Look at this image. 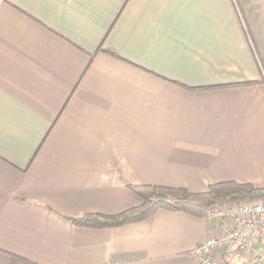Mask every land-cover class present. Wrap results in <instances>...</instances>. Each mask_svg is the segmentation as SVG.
Listing matches in <instances>:
<instances>
[{"label": "crops", "instance_id": "obj_1", "mask_svg": "<svg viewBox=\"0 0 264 264\" xmlns=\"http://www.w3.org/2000/svg\"><path fill=\"white\" fill-rule=\"evenodd\" d=\"M224 182L264 188V0H0V264H199L227 217L68 219Z\"/></svg>", "mask_w": 264, "mask_h": 264}, {"label": "trees", "instance_id": "obj_2", "mask_svg": "<svg viewBox=\"0 0 264 264\" xmlns=\"http://www.w3.org/2000/svg\"><path fill=\"white\" fill-rule=\"evenodd\" d=\"M130 190L142 204L116 216L86 215L68 219L72 225L91 229L115 228L145 220L158 210L184 212L202 218L215 206L231 202L264 200V188L248 184L224 182L210 185L203 193H189L184 189L135 186Z\"/></svg>", "mask_w": 264, "mask_h": 264}, {"label": "built area", "instance_id": "obj_3", "mask_svg": "<svg viewBox=\"0 0 264 264\" xmlns=\"http://www.w3.org/2000/svg\"><path fill=\"white\" fill-rule=\"evenodd\" d=\"M206 215L227 217L233 227L221 238L197 246L189 254L192 260L199 264H264V200L225 203ZM217 250L223 252L220 262L213 259Z\"/></svg>", "mask_w": 264, "mask_h": 264}, {"label": "rangeland", "instance_id": "obj_4", "mask_svg": "<svg viewBox=\"0 0 264 264\" xmlns=\"http://www.w3.org/2000/svg\"><path fill=\"white\" fill-rule=\"evenodd\" d=\"M229 203H230V202H229ZM231 203H233V202H231ZM216 207H217V206H215L214 208H216ZM214 208H211V210H213ZM211 210H209V211H207V212L209 213V212H211ZM207 212H206V213H207Z\"/></svg>", "mask_w": 264, "mask_h": 264}]
</instances>
